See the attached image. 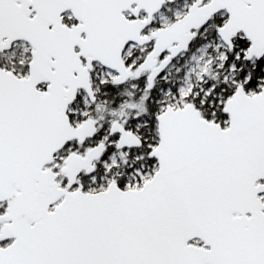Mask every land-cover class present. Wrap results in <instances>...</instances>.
<instances>
[{
    "label": "snow or ice",
    "instance_id": "obj_1",
    "mask_svg": "<svg viewBox=\"0 0 264 264\" xmlns=\"http://www.w3.org/2000/svg\"><path fill=\"white\" fill-rule=\"evenodd\" d=\"M0 264H264V0H0Z\"/></svg>",
    "mask_w": 264,
    "mask_h": 264
}]
</instances>
